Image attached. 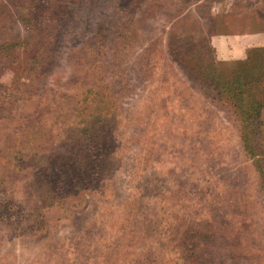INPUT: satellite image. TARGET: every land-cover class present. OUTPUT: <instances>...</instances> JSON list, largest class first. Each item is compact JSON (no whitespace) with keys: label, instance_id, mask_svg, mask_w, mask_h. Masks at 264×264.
Wrapping results in <instances>:
<instances>
[{"label":"rangeland","instance_id":"374dc122","mask_svg":"<svg viewBox=\"0 0 264 264\" xmlns=\"http://www.w3.org/2000/svg\"><path fill=\"white\" fill-rule=\"evenodd\" d=\"M18 1L0 0V30L20 42L31 28ZM133 1L69 0L56 18L65 39L48 47L61 57L29 103L0 116V264H264V169L244 154L229 107L193 79L252 75L264 0ZM108 83L119 95L108 169L50 207L33 183L38 158L27 157L73 124L85 88Z\"/></svg>","mask_w":264,"mask_h":264},{"label":"trees","instance_id":"16d2710c","mask_svg":"<svg viewBox=\"0 0 264 264\" xmlns=\"http://www.w3.org/2000/svg\"><path fill=\"white\" fill-rule=\"evenodd\" d=\"M120 1H127L125 3L128 5L135 3L133 0ZM68 2L69 0H19L16 3L14 9L18 19L29 26L31 31L19 42L14 37H9L6 29L0 30V67H10L13 74L8 85L0 84V116L8 115L19 104L29 103L35 96L34 83L42 80L61 57L56 49L49 50L48 47L50 42L54 46L65 39L64 31L61 30L62 23L56 18L63 17L61 8L66 11ZM38 13L42 16L37 19ZM123 29L125 25L121 27V30ZM121 37L129 43L125 32ZM102 40L104 41L101 35H98L94 42L98 44ZM95 47L97 46H93L94 49ZM115 52L120 51L116 49ZM252 58V55H249L246 62H251ZM257 64L260 65L250 69V76L243 77L241 72L236 71L226 77L211 72H200L193 79L196 83L207 85L216 93V97L229 107L241 131L244 154L255 159V162L260 161L261 171L264 169V163H261L264 159L263 47L260 49V62ZM124 87L130 86L124 82ZM116 93L111 83L85 88V96L81 101L85 108L77 109L73 124L66 119L62 121L63 135L57 140L53 139L40 153L35 150L27 157L38 158L40 173L38 180L35 176L33 183L42 186L41 197L48 206L57 207L66 199L82 196V193L90 188L94 178L104 169H108L102 160L110 155L108 144L118 135L115 121L111 119L119 103V95L117 93L116 96ZM89 96H92L91 100ZM95 102L97 105H94ZM49 129L44 136L46 139L49 136L52 141L55 135L52 136ZM31 136L40 137L42 134ZM17 157L20 160L26 158H20L19 155ZM0 170V183L8 181L5 175L8 168L0 167ZM261 178L263 187L264 176L261 175Z\"/></svg>","mask_w":264,"mask_h":264},{"label":"crops","instance_id":"0c3cea01","mask_svg":"<svg viewBox=\"0 0 264 264\" xmlns=\"http://www.w3.org/2000/svg\"><path fill=\"white\" fill-rule=\"evenodd\" d=\"M249 45V44H248ZM235 46V45H234ZM245 49V48H244ZM241 50H242V47H240V46H235V48H233L232 47V45H230V46H228V47H226V51H227V53H228V55L232 52V51H234V53H240V55L239 56H241L242 54V52H241Z\"/></svg>","mask_w":264,"mask_h":264}]
</instances>
